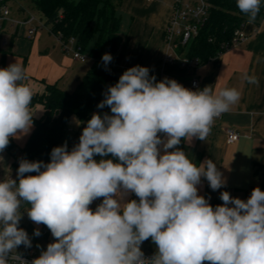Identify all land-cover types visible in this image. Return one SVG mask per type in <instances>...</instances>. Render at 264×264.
<instances>
[{
    "label": "clouds",
    "instance_id": "obj_1",
    "mask_svg": "<svg viewBox=\"0 0 264 264\" xmlns=\"http://www.w3.org/2000/svg\"><path fill=\"white\" fill-rule=\"evenodd\" d=\"M236 4L252 24L261 0ZM111 60L102 56L105 65ZM244 78L259 85L255 75ZM25 79L20 63L0 68V153L33 126V91ZM104 97L97 107H109L111 115L94 113L71 151L65 143L51 150L48 163L22 158L18 182L0 181V264H264V191L254 188L246 201L222 191L223 203L212 206L198 186L204 178L216 191L226 178L213 160L197 166L177 147L182 139L206 140L240 92L193 91L136 65ZM130 193L138 200L125 201ZM24 204L28 218L54 238L31 261L17 251L32 247L19 227ZM149 239L156 252L145 258L141 245Z\"/></svg>",
    "mask_w": 264,
    "mask_h": 264
},
{
    "label": "crops",
    "instance_id": "obj_2",
    "mask_svg": "<svg viewBox=\"0 0 264 264\" xmlns=\"http://www.w3.org/2000/svg\"><path fill=\"white\" fill-rule=\"evenodd\" d=\"M263 2L264 0H261V4ZM122 3L129 7V12L133 16V26L138 27L139 30L133 39L134 44L140 43L143 48L142 57L134 66L149 68V75H154L157 81L167 77L187 86L192 79L197 78L202 89L208 86L217 94L225 88H235L240 92L239 101L232 105L229 111L223 113L220 120H214L206 140L193 138L191 141H184L182 139L181 144L177 146L185 151L188 158L197 166H200V163L206 159L213 160L226 178V186L216 191H213L207 180L202 178L198 186L199 194L206 198L210 197L209 203L216 206L223 203L220 199L222 191H228L231 196L245 201L250 197L254 188L259 187L264 191V15L252 24L248 22L245 24L243 32L247 36L246 41L232 45L207 64L200 66L197 70H192L166 64L168 46L164 37L172 13V0H155L154 2L123 0ZM132 47L133 43L129 45L130 49L120 67L121 72L117 74V80L120 73L132 67L129 62L125 64ZM245 74L255 75L259 80V85L248 83L244 78ZM24 83L32 89L33 96L43 95L46 92V85L56 83L63 90L73 92L60 85L56 78L45 82L28 76ZM31 111L36 119L42 118L45 114V109L40 104L31 107ZM97 113L111 115V110L105 106L103 112ZM86 124L87 122L83 123L73 116L60 146L67 143L68 150L71 151L79 143V137ZM227 130L236 131L242 136L241 139L233 145L228 144ZM32 132L33 126L27 135L13 138L16 144L13 153L5 150L0 153V181L9 177L17 179L19 161L24 158L22 150ZM161 136L166 140L163 134ZM160 148L163 152L162 145ZM101 158L99 155L94 157L97 161ZM104 158L112 159L109 155ZM48 162L50 160L45 163ZM25 175H36V173ZM131 199L138 200V197L134 193L125 197V201ZM96 203L98 204V199ZM28 207L29 205H22L23 216L19 227L28 233L32 241L31 248L36 252L34 246L37 237L33 233L37 228L42 232L45 225H37L28 218L26 212ZM90 207L92 208V205ZM141 250L144 254H155L156 246L149 239L142 243Z\"/></svg>",
    "mask_w": 264,
    "mask_h": 264
},
{
    "label": "trees",
    "instance_id": "obj_3",
    "mask_svg": "<svg viewBox=\"0 0 264 264\" xmlns=\"http://www.w3.org/2000/svg\"><path fill=\"white\" fill-rule=\"evenodd\" d=\"M122 1L33 0L35 8L45 17V26L50 27L56 38L60 33L64 39L75 38L82 52L93 38L96 43L90 54L94 63L75 91L67 92L56 83L46 85L43 95L33 96L31 107L43 105L45 114L40 119L33 117V132L22 150L25 159L49 161L51 150L61 145L73 116L86 123L94 113L103 112L104 108L97 105L105 98L107 88L116 84L130 45L129 39L120 34L118 8ZM263 15L264 2L255 20ZM247 21L248 17L240 12L236 0H212L209 20L200 36L187 48L186 55L198 58L201 66L207 64L233 45L236 31ZM106 53L112 56L107 65L102 61ZM4 54L7 53L0 50V61H4ZM15 149L12 138L5 151L13 153ZM101 202L102 198L98 199L97 206Z\"/></svg>",
    "mask_w": 264,
    "mask_h": 264
},
{
    "label": "rangeland",
    "instance_id": "obj_4",
    "mask_svg": "<svg viewBox=\"0 0 264 264\" xmlns=\"http://www.w3.org/2000/svg\"><path fill=\"white\" fill-rule=\"evenodd\" d=\"M7 5L11 10L12 20L19 22L33 16L38 21L33 27L39 29L36 35L30 38V27L13 28L11 25H7L4 34V39L8 40V46L4 48L7 54L3 55L5 59L0 61V68H6L17 62L24 66L26 77H35L45 82L56 78L60 85L67 90L75 91L79 81L83 79L94 63L90 54L95 46L96 38H93L86 50L82 52L87 61L81 63L74 59L77 43H75V46L64 48L58 39L51 34L50 27L45 26V17L35 8L33 0H7ZM118 9L121 17L120 34L123 38L129 39L130 44L133 43L129 59L125 64L129 62L134 67L143 54L142 45L140 43L134 44L133 40L139 30L138 27L133 26V16L129 12V7L122 3ZM123 73H120L119 77ZM96 205L97 203L94 201L92 208H95ZM21 247L22 245L18 247L17 251ZM45 247V239L41 233L36 239L34 248L37 254L40 255Z\"/></svg>",
    "mask_w": 264,
    "mask_h": 264
},
{
    "label": "built area",
    "instance_id": "obj_5",
    "mask_svg": "<svg viewBox=\"0 0 264 264\" xmlns=\"http://www.w3.org/2000/svg\"><path fill=\"white\" fill-rule=\"evenodd\" d=\"M154 1L155 0H148V2ZM211 10L212 0H172V13L164 37L168 46V53L166 55L167 65L192 70H197L201 66L198 58H191L187 56L186 53L189 45L200 36L201 31L207 24L211 15ZM36 22L38 21L33 16L19 22L12 20L11 10L7 5V0H0V50H4V48L8 46V40L4 39L5 27L7 25H11L13 28L30 27L29 37L33 38L39 29L38 27H33ZM243 29L244 27L236 31L233 45L247 40V36L243 32ZM57 39L66 49L68 46H75V43H77L75 38L64 39L61 33L58 34ZM182 50H184L183 53L180 52ZM74 59L81 63L87 61V58L83 55L78 44L74 52ZM184 87L193 91L202 89L201 83L197 78L192 79L189 84ZM222 115L223 114L215 118V120H220ZM226 137L227 143L233 145L237 143L242 136L234 130H227ZM41 233L45 239L46 247L49 243L54 242V238L46 226ZM18 252L28 261L39 256L33 249L25 248L24 246H22ZM153 255L154 254H144L145 258H150Z\"/></svg>",
    "mask_w": 264,
    "mask_h": 264
}]
</instances>
